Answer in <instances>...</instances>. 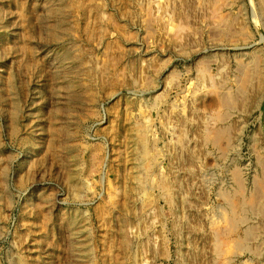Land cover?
I'll return each mask as SVG.
<instances>
[{
	"label": "rangeland",
	"instance_id": "374dc122",
	"mask_svg": "<svg viewBox=\"0 0 264 264\" xmlns=\"http://www.w3.org/2000/svg\"><path fill=\"white\" fill-rule=\"evenodd\" d=\"M0 264H264V0H0Z\"/></svg>",
	"mask_w": 264,
	"mask_h": 264
},
{
	"label": "bare ground",
	"instance_id": "6f19581e",
	"mask_svg": "<svg viewBox=\"0 0 264 264\" xmlns=\"http://www.w3.org/2000/svg\"><path fill=\"white\" fill-rule=\"evenodd\" d=\"M243 76V84L245 81V76L248 77V72L245 74H242ZM219 117V116H218ZM217 115L215 116V118H218ZM148 130L146 126H139V127H133V129L130 130V136L131 139L133 141V154L136 157V160L139 162V168L141 170V174L143 175V177L148 176V174L151 171V167H152V160L149 157L148 151H149V147L147 144V138H148ZM222 136V132H209L206 131L205 133V138L206 139H212V140H217ZM147 137V138H146ZM145 179V178H142ZM143 187L144 184L142 183ZM242 200L240 198H238L236 201L233 202L232 204V212L231 215L228 219H230L231 221H234L235 225L237 223L238 220H241L240 214H241V210L243 207V204L241 202ZM232 227V226H231ZM218 235L221 237L220 239H218L217 241V245L215 248V251H217V256H220L223 254V243L226 241L227 239L226 237H223L222 234L218 232Z\"/></svg>",
	"mask_w": 264,
	"mask_h": 264
}]
</instances>
